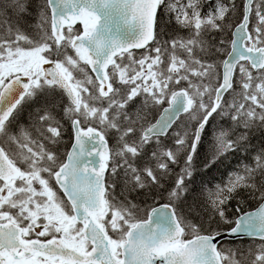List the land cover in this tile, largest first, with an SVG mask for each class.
<instances>
[{
  "label": "snow or ice",
  "instance_id": "6c2138e0",
  "mask_svg": "<svg viewBox=\"0 0 264 264\" xmlns=\"http://www.w3.org/2000/svg\"><path fill=\"white\" fill-rule=\"evenodd\" d=\"M217 118L204 167L237 152L251 162L201 189L209 215L194 222L183 203ZM254 130L264 134V0H0V264H264V243H222L264 241ZM133 194L167 202L141 209ZM245 197L257 210L230 218Z\"/></svg>",
  "mask_w": 264,
  "mask_h": 264
},
{
  "label": "trees",
  "instance_id": "16d2710c",
  "mask_svg": "<svg viewBox=\"0 0 264 264\" xmlns=\"http://www.w3.org/2000/svg\"><path fill=\"white\" fill-rule=\"evenodd\" d=\"M237 3H240V0H237ZM207 6H205V11H207ZM239 18V13L236 15V19ZM30 22L34 23L35 18H30ZM236 21L234 20L233 23ZM181 34H184L183 31ZM230 33L217 34L213 33L209 36V39L213 44H218L220 39L228 40L230 39ZM227 47V45H225ZM140 53V52H139ZM139 53H137L139 55ZM226 58V54L224 55H213L212 59L217 62L219 59ZM66 100V98H65ZM161 106L158 111L154 113L155 118H158L163 107ZM186 117H184L185 119ZM20 123H27V112H25L21 119ZM225 123V121L217 118L216 120H211L208 125L204 136L202 138L201 144L197 148L198 157L194 158V168L195 171L193 173V179L190 183V193L186 196L185 201L183 203V212L184 214L194 222H206L207 217L209 215V209L204 203L203 197L200 195L201 189L205 186L215 188L217 184H225L227 183L228 176L231 172L239 171L242 167L243 163H250L251 156H247L246 153L237 152L235 154H229L227 158H221L215 164L211 165L208 168L204 167L205 159H211L212 152L214 150L213 145V136L211 132L213 129L217 128L220 124ZM195 124V121L189 122V128ZM65 140L64 143L60 146L61 154L66 151L71 146V127L70 124L65 121ZM251 145L254 147L256 151H259L262 146H264V134L259 130H254L250 137ZM247 156V159H243ZM179 169H177L178 171ZM175 176L173 175L171 178L166 180V184H171L174 180ZM119 191V188L117 189ZM135 202L141 207V209H147L150 206H157L158 204L166 203L165 199H161L158 195L155 197V201L153 199L152 194L145 195H136L133 194ZM158 202V204H157ZM261 202L256 199H249L247 197L243 198V202L238 204L237 200H233L229 204V212L228 215L230 218L235 219L236 212L235 209L237 206L240 207L241 212L251 211L256 206H258ZM240 212V213H241ZM141 215H145L142 211ZM221 230L232 227V225H220ZM191 236H186L189 238ZM226 247H230L232 249L240 250L242 252H247L249 249L255 250L258 247V243L256 242H240V243H224Z\"/></svg>",
  "mask_w": 264,
  "mask_h": 264
},
{
  "label": "water",
  "instance_id": "95a60500",
  "mask_svg": "<svg viewBox=\"0 0 264 264\" xmlns=\"http://www.w3.org/2000/svg\"><path fill=\"white\" fill-rule=\"evenodd\" d=\"M138 50H142V49H138ZM246 239L260 240L258 237H249L247 235H242V236L235 237V238H227V239H224L223 241H238V240H246Z\"/></svg>",
  "mask_w": 264,
  "mask_h": 264
},
{
  "label": "flooded vegetation",
  "instance_id": "af4514ba",
  "mask_svg": "<svg viewBox=\"0 0 264 264\" xmlns=\"http://www.w3.org/2000/svg\"><path fill=\"white\" fill-rule=\"evenodd\" d=\"M40 239H45V238L42 237V238H40Z\"/></svg>",
  "mask_w": 264,
  "mask_h": 264
}]
</instances>
